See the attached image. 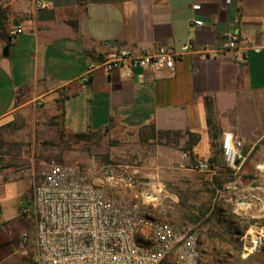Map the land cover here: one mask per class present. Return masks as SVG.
<instances>
[{
  "label": "crops",
  "instance_id": "crops-1",
  "mask_svg": "<svg viewBox=\"0 0 264 264\" xmlns=\"http://www.w3.org/2000/svg\"><path fill=\"white\" fill-rule=\"evenodd\" d=\"M13 25L21 32L10 35ZM226 30L238 37L237 51L202 57L220 48ZM263 38L264 0H0V126L16 117L25 125L50 123L74 137L111 127L136 133L150 129L162 142L167 138L169 145L175 140L187 146L189 163L164 144L161 162L155 161L146 183L139 181L143 174L137 168L104 171L113 187L141 184L150 191L165 189L158 170L174 160L216 190L221 137L231 132L250 153L237 178L222 182L223 200L232 204L239 196L236 214L259 221L264 218V175L254 166L264 163ZM121 48L137 55L171 50L173 69H134L130 75L120 68L88 71L90 61ZM235 54L242 60H234ZM24 157L23 151L10 156L0 139V264H33L30 201L23 209L17 202L26 186L32 191L41 172L33 160L25 167ZM9 158L15 161L8 163ZM197 160L209 169L196 170ZM158 197L146 202L154 205ZM194 227L199 231L200 222ZM254 231L241 230L245 237ZM236 234L227 236L243 237Z\"/></svg>",
  "mask_w": 264,
  "mask_h": 264
},
{
  "label": "built area",
  "instance_id": "built-area-1",
  "mask_svg": "<svg viewBox=\"0 0 264 264\" xmlns=\"http://www.w3.org/2000/svg\"><path fill=\"white\" fill-rule=\"evenodd\" d=\"M20 32L17 25L9 31L10 35ZM221 37L220 48L203 52L202 57H216L223 50L237 51L238 37L232 31H223ZM187 50V46L182 49ZM175 56L167 49L137 55L121 48L101 60L90 61L88 71L120 68L130 75L134 69L171 70ZM234 60L242 58L235 54ZM249 153L240 138L231 132L222 134L220 155L236 178ZM194 168L207 171L209 164L197 160ZM254 169L264 175V163ZM105 175L112 179L109 172ZM30 209L34 221L33 264H202L197 228L179 229L170 222L152 220L140 203L110 197L90 179L88 169L77 165L48 164L34 186ZM148 228L149 233L145 232ZM26 238L24 234L23 240Z\"/></svg>",
  "mask_w": 264,
  "mask_h": 264
},
{
  "label": "rangeland",
  "instance_id": "rangeland-1",
  "mask_svg": "<svg viewBox=\"0 0 264 264\" xmlns=\"http://www.w3.org/2000/svg\"><path fill=\"white\" fill-rule=\"evenodd\" d=\"M155 136L150 129L136 133L121 127H111L89 131L79 139L59 133L58 128L50 123L25 125L24 121L16 117L0 126L1 148L10 156L17 153L22 155L23 151L25 167L28 160H33L38 172L51 162L77 165L88 169L90 179L110 197L136 195L131 199L140 203L145 214L152 220H166L179 229L191 228L200 222L202 264H264V232L256 233L257 228H264V218L256 222H247L241 218L235 210V205H239V196H233L232 204L224 201L221 188L216 191L209 187L204 176L186 170L188 165L185 163L174 160L167 167L159 168L158 180L164 181L163 190L150 191L142 188L141 184L138 188H126L123 185L119 188L105 182L104 171L109 167L119 173L137 168L143 174L139 181L148 182L150 172L155 169V161L161 162L160 151L164 144L170 154H183L187 163L191 161L187 146L179 145L175 140L169 145L167 138L162 142L160 135ZM219 157L224 165L220 147ZM12 160L6 159L8 163L15 161ZM121 175L126 176L127 173ZM23 181L22 185L25 186L26 182ZM198 181L201 186H196ZM241 181L243 183L244 179ZM25 188L26 194L17 202L19 209L26 207L32 198L33 189L30 192V187ZM152 196H159L154 205L146 202ZM262 200L264 202V196ZM247 228L255 231L245 237L241 230ZM229 231L234 235L240 232L243 237H228ZM145 232L149 233L150 229H145Z\"/></svg>",
  "mask_w": 264,
  "mask_h": 264
},
{
  "label": "trees",
  "instance_id": "trees-1",
  "mask_svg": "<svg viewBox=\"0 0 264 264\" xmlns=\"http://www.w3.org/2000/svg\"><path fill=\"white\" fill-rule=\"evenodd\" d=\"M77 137H83V135H77ZM220 173L217 176L213 177V182L216 188H221L223 183L232 181L235 176L232 175V172L222 165L219 161ZM223 182V183H222Z\"/></svg>",
  "mask_w": 264,
  "mask_h": 264
},
{
  "label": "water",
  "instance_id": "water-1",
  "mask_svg": "<svg viewBox=\"0 0 264 264\" xmlns=\"http://www.w3.org/2000/svg\"><path fill=\"white\" fill-rule=\"evenodd\" d=\"M4 51H6V49H4Z\"/></svg>",
  "mask_w": 264,
  "mask_h": 264
},
{
  "label": "bare ground",
  "instance_id": "bare-ground-1",
  "mask_svg": "<svg viewBox=\"0 0 264 264\" xmlns=\"http://www.w3.org/2000/svg\"><path fill=\"white\" fill-rule=\"evenodd\" d=\"M155 199V198H154Z\"/></svg>",
  "mask_w": 264,
  "mask_h": 264
}]
</instances>
